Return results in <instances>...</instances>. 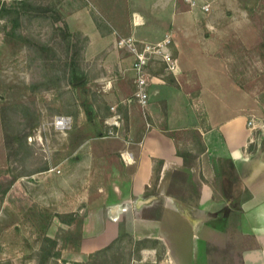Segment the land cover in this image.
<instances>
[{
	"label": "rangeland",
	"instance_id": "374dc122",
	"mask_svg": "<svg viewBox=\"0 0 264 264\" xmlns=\"http://www.w3.org/2000/svg\"><path fill=\"white\" fill-rule=\"evenodd\" d=\"M152 1L0 0V264H39L45 236L59 238L61 244L57 247L60 254L47 264H67L71 261L68 250L77 248L72 237L81 229L85 215L78 205L95 189L102 166L88 160L86 140L106 133L103 120L110 108L105 86L110 79L105 78L117 71L104 66L107 48L87 54L94 26L102 33L115 32L112 46L130 54L127 47H120L122 39L130 36L138 45L157 43L166 35L171 37L170 48L172 43L206 44L208 61L202 66L210 65L224 81L219 75L210 79V93L203 102L193 93L189 97L203 126L208 114L264 115V0H172L166 9L177 7L179 14L191 13L186 25L176 31L169 28L156 41L117 33L114 11L126 17L133 14L137 26L144 20L135 11L149 9ZM15 17L19 24L12 27ZM127 24L122 26L128 29ZM156 60L148 66L153 64L152 71L161 68ZM206 74H210L208 68ZM79 79L84 83H77ZM58 115H71L72 127L57 129ZM191 130L178 135L186 142L182 152L187 166H197L198 159L189 150V139L196 134ZM222 138L220 132L213 135L215 143ZM222 154L223 164L233 169L231 160ZM207 158L202 168L188 167L180 175L183 181L178 180L190 181L197 192L198 174L204 171L214 187L208 218L220 223L219 213L224 211L228 224L225 231L210 227L202 232L193 227L192 240L208 234L214 255L238 264L239 204L233 196L239 188L228 177H219L213 156ZM57 214L71 215V223L62 222ZM178 225L191 233L188 223ZM66 237H70L68 242ZM139 237L122 231L109 246L78 263L170 264L164 244ZM218 242L221 246H215Z\"/></svg>",
	"mask_w": 264,
	"mask_h": 264
},
{
	"label": "crops",
	"instance_id": "0c3cea01",
	"mask_svg": "<svg viewBox=\"0 0 264 264\" xmlns=\"http://www.w3.org/2000/svg\"><path fill=\"white\" fill-rule=\"evenodd\" d=\"M166 3L173 1L153 0L149 9L135 11L144 20L137 26L133 14L126 17L114 11L117 33H133L138 39L156 41L169 28L176 31L177 27L186 25L191 13L183 10L179 14L177 7L166 9ZM125 22L128 29L122 26ZM94 29L87 54L107 48L104 66L108 71L109 68L117 70L105 78L106 81L110 79L105 86V98L109 108L117 106L116 115L120 117L115 128L119 133L110 136L102 132L100 136L86 140L88 160L102 166L98 170L95 189H91L78 205L85 209L82 240L77 248L68 250L71 261L67 264L88 260L90 255L114 242L122 231L164 244L170 264H232L230 259L214 255L215 249L208 247L211 242L208 234H202L195 242L192 240L193 227L202 232L213 228L208 218L214 204L212 183L199 169L201 186L197 192L190 181L181 183L183 179L180 178L188 167L191 170L202 168L201 162L214 152L221 159L222 153L226 154L240 177L233 184L239 188L233 196L238 198L239 204L238 264H264V134L250 136L246 127L250 114L239 111L225 116L208 114L205 126L200 122L190 95L199 96L203 102V97L210 93L208 81L218 75L224 81L210 65L202 66L208 61L205 54L209 47L202 43H172V52L179 64L175 73L167 70L161 60L155 61L161 66L158 71L150 70L151 64L148 69L153 80L149 86V112L145 115L140 105L128 101L135 88L131 68L133 56L112 46L117 37L115 32L102 33L96 26ZM207 68L209 77L205 76ZM213 76L216 77L210 78ZM211 88L219 90L218 87ZM111 115L109 109L103 120L105 131L108 128L106 120ZM147 120L151 122L150 127ZM187 129L200 134L192 135L188 142L190 152L198 159L197 166H187L182 152L186 142L178 134ZM215 132L222 134L219 143L213 141ZM122 154H128V159ZM178 186L179 193L176 194ZM180 223H188L191 233L179 226Z\"/></svg>",
	"mask_w": 264,
	"mask_h": 264
},
{
	"label": "built area",
	"instance_id": "2783aa9c",
	"mask_svg": "<svg viewBox=\"0 0 264 264\" xmlns=\"http://www.w3.org/2000/svg\"><path fill=\"white\" fill-rule=\"evenodd\" d=\"M204 10L208 11L209 6H204ZM171 37L166 35L162 40L157 43L143 42L140 45L136 43V38L128 37L122 39L120 43L121 48L127 47L131 55L133 56V61L131 68L134 71V91L128 101H135L141 106L145 115H148V106L150 104V91L149 86L153 80V76L148 70L149 64L155 60L159 59L166 64V69L175 73L178 71L179 64L178 58L173 54L170 48ZM111 118L106 120L108 128L105 135H118V130L115 126L119 125L120 115H116L117 106H110ZM74 119L71 115H58L55 117V127L57 129L66 130L72 127ZM147 126H151V122L147 120ZM246 127L250 133V136L257 134H264V115L257 116L255 114H250L246 120ZM126 155V154H125ZM122 156L128 159V154Z\"/></svg>",
	"mask_w": 264,
	"mask_h": 264
},
{
	"label": "trees",
	"instance_id": "16d2710c",
	"mask_svg": "<svg viewBox=\"0 0 264 264\" xmlns=\"http://www.w3.org/2000/svg\"><path fill=\"white\" fill-rule=\"evenodd\" d=\"M14 23L12 27H16L19 24V18L15 17L13 19ZM80 81L76 80L77 83H84L83 79H79ZM76 83V84H77ZM191 132H194L196 134H198L200 136V134L196 131V130H191ZM202 149L205 150V147L202 146ZM213 158L215 160V163L217 165L216 168V174L219 177H228V181H230L232 184H235V182H237L238 180H240V177L238 176V174L236 172H234V169H229L227 167V165L223 164V161L221 159V157H218L217 154H215V152L213 153ZM74 215L78 214V212H73ZM221 215V222L220 223H215L213 220H209V224L212 225L213 227L219 228V229H223L225 230L227 227V218L225 216V212L221 211L219 213ZM57 216L60 218V220L64 223L70 224L71 220L68 216L71 215H62V214H57ZM81 229L79 231H77L74 236L72 237L74 244L75 245H79L81 240H82V223H83V218L81 219ZM222 226H220L219 224H222ZM70 235H72L73 233L69 232ZM71 237V236H70ZM70 237H66V241L68 242L70 240ZM44 243L42 245L41 248V252L39 254V264H47L48 261L51 258H55L56 256H58L60 254L59 249H57V247L60 244L59 242V238H51L49 236H45L43 239ZM63 240V245L67 244V242ZM74 264H79L78 262H75Z\"/></svg>",
	"mask_w": 264,
	"mask_h": 264
}]
</instances>
